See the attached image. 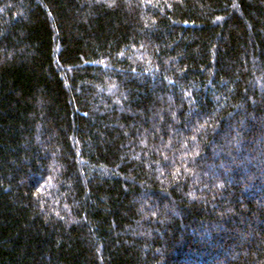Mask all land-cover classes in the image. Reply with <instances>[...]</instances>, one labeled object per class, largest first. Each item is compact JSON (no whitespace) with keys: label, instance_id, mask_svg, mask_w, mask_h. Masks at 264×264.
<instances>
[{"label":"trees","instance_id":"1","mask_svg":"<svg viewBox=\"0 0 264 264\" xmlns=\"http://www.w3.org/2000/svg\"><path fill=\"white\" fill-rule=\"evenodd\" d=\"M0 264H264V0H0Z\"/></svg>","mask_w":264,"mask_h":264}]
</instances>
